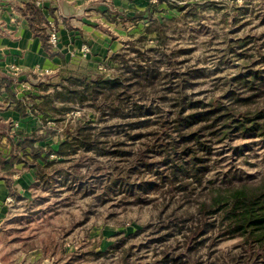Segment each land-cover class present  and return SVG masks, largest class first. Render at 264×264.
Here are the masks:
<instances>
[{
  "label": "trees",
  "instance_id": "trees-1",
  "mask_svg": "<svg viewBox=\"0 0 264 264\" xmlns=\"http://www.w3.org/2000/svg\"><path fill=\"white\" fill-rule=\"evenodd\" d=\"M198 9V3H189L180 18L167 21L155 14L156 5H149L148 16L126 17L124 25L149 24L109 58L105 72L78 68L48 75L38 85L40 97H31L32 106L12 93L13 78L2 79L8 98L0 111L10 102L22 118L31 113L44 124L62 126L77 109L95 115L94 121L82 117L69 123L57 149L39 145L55 131L14 132L12 123L0 119V141L7 139L12 156L1 163L0 179L12 197L15 166L24 163L32 166L37 180L65 185L69 198L96 194L102 202L118 199L155 211L146 228L118 232L109 249L97 251L94 244L81 259L264 264V173L255 182L244 181L237 167V156L245 158L247 149H264V34L229 43L225 54L242 60L239 72L217 79L218 93L209 95L201 90L204 69L189 63L188 50L169 43L170 23ZM19 13L51 52L49 23L36 0ZM55 76L61 77L58 82L52 81ZM226 149L232 151L230 168L224 164L228 157H222ZM93 184L101 189L91 194ZM226 241H235L231 251L219 248Z\"/></svg>",
  "mask_w": 264,
  "mask_h": 264
},
{
  "label": "rangeland",
  "instance_id": "rangeland-1",
  "mask_svg": "<svg viewBox=\"0 0 264 264\" xmlns=\"http://www.w3.org/2000/svg\"><path fill=\"white\" fill-rule=\"evenodd\" d=\"M185 6L173 5L170 7V14L160 15L158 10L155 14L167 21L171 17L180 18L181 8ZM198 6L199 9L194 12L196 15L191 13L186 19L170 23L173 29L169 31V43L170 47L188 50L184 55L190 59L189 63L204 69L201 90L209 92L210 95L213 92L218 93L214 86L217 79L237 74V68L242 64V60L225 54L229 43L241 37H258L264 34V0H243L239 5L227 2L217 5L198 2ZM148 24L145 20L138 26L131 27L122 39V49L131 35H143ZM261 42L264 43V39H261ZM84 47L87 50H84ZM72 54L71 60L76 65L83 59L89 57V62L91 56L96 57L92 46L88 44L76 49ZM109 57L106 55L103 59H97L98 61L91 60L89 67L105 72L109 66ZM80 68L85 69L83 66ZM9 71L16 81L13 91L19 97L27 98V103H32L33 96L38 98L39 83L49 80L48 74L44 72L39 75L27 74L25 79L18 67L12 66ZM60 78L55 76L52 81L58 82ZM82 117L87 121L95 120V115L87 108L77 109L67 115L64 126L53 121L44 124L30 113L22 131L38 130L40 134L55 131L48 141L49 145L57 149L59 143L65 139L64 131L68 124ZM238 142L239 140L235 141L234 145ZM247 150L245 158L242 155L237 156L240 158L238 175H241L244 181L255 182L264 173V149L255 146ZM8 151L0 149V161ZM231 154L232 151L227 149L222 154V157H228L224 164L229 168L233 164ZM96 185L93 184L89 189L91 194L93 190L100 191L101 186ZM68 192L69 189L55 179L51 183L35 180L30 186L28 198L12 199L7 219L0 228V264H31L29 259L31 260L32 256L35 257L33 264H101L102 259H81L83 256L80 255L89 251L94 244L98 245L97 251H105L115 243L113 236L116 233L131 234L154 222L155 211L151 205H124L118 199L111 198L102 202L95 198L96 194L95 197L79 195L69 198ZM234 243L235 241H226L219 248L222 251H231ZM51 249L55 252L53 255Z\"/></svg>",
  "mask_w": 264,
  "mask_h": 264
},
{
  "label": "crops",
  "instance_id": "crops-1",
  "mask_svg": "<svg viewBox=\"0 0 264 264\" xmlns=\"http://www.w3.org/2000/svg\"><path fill=\"white\" fill-rule=\"evenodd\" d=\"M30 1L0 0V98L3 96L0 104L8 98L1 82L4 77L13 78L9 71L12 66L18 67L25 79H27V74L39 75L44 72V74L54 76L66 69L76 71L80 66L91 70L93 69L89 67L91 60L92 62L98 61L106 55L111 57L122 49V39L133 27L131 23L123 24L122 21L126 17H134L138 13H143L144 17L148 16L149 5H156L160 15L170 14L171 10L167 7L166 0H36V4L41 2V6L38 4L37 6L48 20V35L54 27L60 39L59 44L51 47V52H48L42 46L41 40L31 31L27 20L19 13V9ZM87 44L92 46L96 57L89 55L91 56L89 62L88 57L86 60L82 58L83 61L80 64H74L71 60L73 51ZM13 85L11 86L12 93L19 100L27 99L19 97L13 91ZM38 96L40 97V94ZM41 100L37 99L39 103ZM11 106L9 102L6 108L0 111V119L6 123H12L14 132L20 131L26 134L38 132V130L22 131L28 116L22 118L14 110V106ZM27 111L30 113L29 109ZM49 136L39 145L51 146L48 141ZM7 145V139L2 138L0 149L8 151ZM51 147L53 148V145ZM4 157L5 160L2 159L0 165L1 162L12 160L9 151ZM11 179L16 197L10 195L6 181L0 179V228L10 210L8 200L19 197L28 198L30 186L37 180V177L30 164L21 163L15 166V174ZM34 258L32 256L31 260L29 259L31 264L34 263Z\"/></svg>",
  "mask_w": 264,
  "mask_h": 264
},
{
  "label": "built area",
  "instance_id": "built-area-1",
  "mask_svg": "<svg viewBox=\"0 0 264 264\" xmlns=\"http://www.w3.org/2000/svg\"><path fill=\"white\" fill-rule=\"evenodd\" d=\"M167 3L171 4V5H175V6H183V5H187L189 3H198V2H211V3H216V4H221V3H230V4H241L243 2V0H166ZM37 4L39 6H41V2H37ZM59 35L57 30L53 27L51 28V30L49 31V43L52 47H56L59 44ZM87 50L86 47H84V50ZM16 82V81H15ZM28 100V99H27ZM41 100V99H40ZM37 103H39V101H37ZM28 105L32 106V103H28ZM52 158H55V156H52ZM12 202V199L8 200V203Z\"/></svg>",
  "mask_w": 264,
  "mask_h": 264
}]
</instances>
